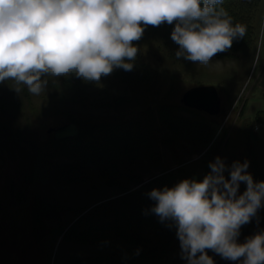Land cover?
<instances>
[{"label": "rangeland", "instance_id": "obj_1", "mask_svg": "<svg viewBox=\"0 0 264 264\" xmlns=\"http://www.w3.org/2000/svg\"><path fill=\"white\" fill-rule=\"evenodd\" d=\"M257 1L252 14V41L235 53H218L209 66L177 58L179 46L171 39L173 29L165 23L158 27L149 25L133 45L153 75L150 84L139 85L133 92L114 77L86 81L72 73L47 77L45 90L38 96L30 94L37 156L34 159L31 151L23 152V144L7 146L5 150L0 147V264H73L89 254H104L123 246L125 242L119 238L104 237L92 244L72 235L64 238L63 233L88 210H97L95 206L102 210L104 202L126 197L127 192L146 184L164 182L171 187L184 179L202 181L211 172L209 164L217 157L226 165V179H230L234 162L247 161V172L253 181L264 182V124L257 120L258 112L264 109V0ZM203 84H213L218 89L221 110L216 115L191 110L180 101L186 89ZM112 95L124 97L121 101H110ZM163 105H180L184 115H190L206 128L210 126L213 134L207 146L203 149L186 140L164 144L162 139L167 132L157 130L158 108ZM146 117H152L153 129L147 131L158 154L151 160L135 158L139 163L134 172L141 176L142 182L123 190L122 186L110 184L109 176L104 177L91 166L81 176L66 182L71 169L60 168L74 162L70 157L74 152L66 153V144L55 143L49 127L75 119L92 124L138 119V126L144 127ZM105 131L106 128L99 127L93 134L101 136ZM60 170L65 178H56ZM124 184L123 187L127 186ZM246 187V182H240L238 195ZM82 225L80 222L77 226ZM258 233H264V201L250 222L241 226L237 242L244 243ZM174 242L179 247L177 257L182 264L186 259L182 258L180 242L178 239ZM206 251L214 264H241L210 249Z\"/></svg>", "mask_w": 264, "mask_h": 264}, {"label": "clouds", "instance_id": "obj_2", "mask_svg": "<svg viewBox=\"0 0 264 264\" xmlns=\"http://www.w3.org/2000/svg\"><path fill=\"white\" fill-rule=\"evenodd\" d=\"M224 0H0V82L40 95L47 77L75 73L99 81L115 68L130 71L134 41L145 26L175 27L176 57L209 66L218 53L243 39L246 25L236 22ZM218 65L219 62H216ZM22 86V87H21ZM202 181L184 179L172 188L153 189L151 209L177 228L182 258L188 264H214L206 250L241 264H264V233L238 243L240 228L264 201V182H254L248 162H234L230 179L216 158ZM240 182L246 190L238 195Z\"/></svg>", "mask_w": 264, "mask_h": 264}, {"label": "trees", "instance_id": "obj_3", "mask_svg": "<svg viewBox=\"0 0 264 264\" xmlns=\"http://www.w3.org/2000/svg\"><path fill=\"white\" fill-rule=\"evenodd\" d=\"M255 1L224 0L222 6L233 17L234 23L239 22L247 27L245 37L234 40L229 52L235 53L252 41V14L259 4ZM165 24L171 29L175 27V23ZM138 56L137 54L135 60L129 61L133 64L132 70L115 68L107 76L116 78L122 85L130 86L133 92H136L139 85L150 84L153 75ZM134 84H138V87ZM122 97L124 96L112 95L109 100L117 102L123 100ZM110 103L106 104L110 105ZM182 109L180 105H163L158 108L160 126L157 130L160 132L162 129L163 132H167L162 142L175 145L179 140H186L191 145L197 144L204 149L211 140L212 129L210 126L206 128L205 125L199 124V121L190 115H184ZM32 112V101L27 89L21 88L17 91L14 81L11 80L0 82L1 148L5 150L7 146L23 144L22 151L26 153L31 151L35 159L38 146L36 139L32 138L34 134ZM151 119L152 117H146L144 127L138 126V119L104 124L97 122L92 124L85 119L73 120L79 128L77 136L61 140L53 138L55 143L67 145L66 153L74 152L70 154L74 162L69 164L70 166L62 165L60 168L71 169L69 173L72 174L66 182L75 179L76 175L81 176V173L86 172L87 166L95 167L104 177L109 176V183L122 186L123 190H128L130 185L142 182L141 176L134 172L139 163L137 162L139 159L135 160V158L151 160L153 155L158 154L155 146L153 147L151 133L147 131L153 129ZM257 120L264 124V109L258 112ZM147 122H149L148 126H146ZM99 127L106 128V131L101 136H96L93 133ZM77 168H81L82 171H75ZM62 173L61 170L58 171L56 178H65ZM124 182L127 184L125 187L122 185ZM163 183L146 184L142 188L127 192L126 197L104 202L102 210L95 206L97 210H88L75 220L64 231V238H70L69 236L72 235L76 240L92 244L104 237L119 238L125 242V245L104 254H89L77 259L73 264H179L177 257L179 247L174 242L178 239L176 226L170 220L162 222L151 211L156 201L149 197V193L153 189L163 190L166 187ZM108 207L109 210L106 209ZM80 222L84 225L77 226ZM182 264H188V261H183Z\"/></svg>", "mask_w": 264, "mask_h": 264}, {"label": "water", "instance_id": "obj_4", "mask_svg": "<svg viewBox=\"0 0 264 264\" xmlns=\"http://www.w3.org/2000/svg\"><path fill=\"white\" fill-rule=\"evenodd\" d=\"M181 103L187 107L205 111L210 115H216L221 110V97L218 89L213 84H203L189 87L180 99ZM48 132L56 140L73 138L79 132L78 125L69 121L59 126H51Z\"/></svg>", "mask_w": 264, "mask_h": 264}]
</instances>
